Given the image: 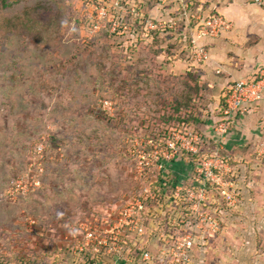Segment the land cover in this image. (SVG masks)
I'll return each instance as SVG.
<instances>
[{
    "label": "rangeland",
    "instance_id": "obj_1",
    "mask_svg": "<svg viewBox=\"0 0 264 264\" xmlns=\"http://www.w3.org/2000/svg\"><path fill=\"white\" fill-rule=\"evenodd\" d=\"M106 1L117 29L91 35L85 0H0V264L125 263L80 251L76 230L95 216L110 222L139 192L134 163L150 144L198 149L182 151L163 174L169 189L199 177L193 162L225 159L233 171L238 202L229 207L223 190L210 188L203 211L221 230L194 233L206 243L193 264H264V100L220 138L226 91L209 87L201 65L184 64L210 1ZM41 144L40 185L13 196ZM157 252L141 264H160Z\"/></svg>",
    "mask_w": 264,
    "mask_h": 264
},
{
    "label": "built area",
    "instance_id": "obj_2",
    "mask_svg": "<svg viewBox=\"0 0 264 264\" xmlns=\"http://www.w3.org/2000/svg\"><path fill=\"white\" fill-rule=\"evenodd\" d=\"M255 3L264 7V0H255ZM85 4L83 21L91 35L116 31L117 24L110 19L111 6L106 0H85ZM113 4L120 7L121 0H116ZM159 25L162 27V24ZM229 26L228 21L222 16L209 18L198 24L195 36L191 40L193 61L196 65H203L211 60L202 42L218 37ZM148 27L157 29L158 26L149 23ZM263 95L264 68L255 80H241L234 84L225 100L223 121L216 129L219 137H227L235 117L240 113L248 112L253 105L263 99ZM184 150L198 153V149L191 144L183 145L182 148L176 144H169L166 149L150 144L146 148L137 150L139 160L134 163L133 175L135 181L141 183L139 192L126 200L121 210L111 217L110 222L100 216L81 222L76 231L77 233L82 231L83 241L79 242L77 248L83 252L91 246L98 257L117 256L120 260H125L127 264H136L130 257L131 248L142 251L145 245H149L159 249L157 259L160 264H193L197 243L199 244L201 239L205 238L202 237L199 241L194 233H201L206 229L209 234H215L221 230L220 221L203 211V207H207V202L209 203L210 188L216 187L223 190L229 207L236 205L239 199L237 197L240 196L239 192L235 191L232 180L227 177L233 171L225 159L212 158L196 164L199 166L197 179L191 178L190 182L182 181L180 184L173 185V189L171 188L174 202L179 207L181 204L178 202H182L183 206L181 205L179 212L174 213L175 217L173 216L171 220L172 234L168 238L162 237L161 232L166 229L164 216H167V212L163 211L164 204L161 202V197L162 195L168 197L169 192L165 194L164 191L171 189L166 186V182L161 184L160 189L155 190L153 186L160 182L161 174L167 172L166 175H170V168L174 167V159ZM46 151L47 147L44 144L36 146L35 163L31 165L33 168L29 170L26 177L16 181L12 190L13 196H27L29 189L40 185L38 175L45 172L42 167L46 159ZM154 175L155 178H152ZM187 206H189L188 209ZM152 207H154L153 211ZM183 227L187 233L176 237L174 230H181ZM205 243L204 239L201 245ZM153 259L154 255L150 250L144 251L142 262L151 263Z\"/></svg>",
    "mask_w": 264,
    "mask_h": 264
},
{
    "label": "crops",
    "instance_id": "obj_3",
    "mask_svg": "<svg viewBox=\"0 0 264 264\" xmlns=\"http://www.w3.org/2000/svg\"><path fill=\"white\" fill-rule=\"evenodd\" d=\"M209 1L205 15L222 16L230 26L218 37L202 42L211 57L208 63L197 68L190 56V61L184 64L188 71L197 68L202 78L208 79L209 87L221 86L226 95L237 82L255 80L264 68V7L258 6L255 0ZM195 33L196 29L192 38ZM263 100L264 95L257 104Z\"/></svg>",
    "mask_w": 264,
    "mask_h": 264
},
{
    "label": "trees",
    "instance_id": "obj_4",
    "mask_svg": "<svg viewBox=\"0 0 264 264\" xmlns=\"http://www.w3.org/2000/svg\"><path fill=\"white\" fill-rule=\"evenodd\" d=\"M86 7V4H84V8ZM202 9H200V13L202 14ZM214 17H216L215 15H210L208 18H206L205 20H207V19H209V18H214ZM84 22V21H83ZM85 24V23H84ZM195 69V68H194ZM196 70V69H195ZM200 73V72H199ZM229 93H230V91H227V94L225 95V98H224V101L226 100V97L229 95ZM224 108H225V105H224ZM224 111V110H223ZM46 156H48V148H47V151H46ZM227 161H229V160H227ZM192 163V162H191ZM193 164V166H195L196 165V162H193L192 163ZM175 165V164H174ZM176 165H178V169L177 170H179V171H181L182 172V174L180 173V177H185V170H184V163H177ZM185 167H187L188 168V166L186 165ZM171 169H174V167H172V168H170V171H171ZM47 171H48V167H47ZM47 171H46V173H47ZM166 177V175H163V174H161L160 175V177H159V183L158 184H156V185H154L153 187H154V189L156 190L157 188L158 189H160V187H161V182H162V180L164 179ZM179 177V178H180ZM167 180H168V178H167ZM179 183H172V188H174V186L175 185H177V184H180L181 183V179H176ZM168 182H169V180H168ZM15 185V184H14ZM14 185H13V187H14ZM174 185V186H173ZM168 186V188L170 187L169 185H167ZM175 200L173 199V194H172V190H170V192H169V195H168V197H166V196H163L162 195V197H161V202L164 204V209L167 211V216L165 217V226H166V229H164L163 230V232H161V235H162V237H164V238H168L169 237V235H171L172 234V232H173V229H172V227H171V218L173 217V215H174V213L175 212H179L178 211V209L179 208H181V203L182 202H178V204H181L180 205V207H179V205H177L175 202H174ZM226 201V200H225ZM170 203H172V204H175V205H172V209H173V211L172 212H170L171 211V209H169V207H170ZM226 204H227V201H226ZM183 206V205H182ZM207 208V207H206ZM151 210L153 211L154 210V207H152L151 208ZM204 211H205V208H204ZM206 213H207V211H206ZM151 217L152 218H155L153 215H151ZM150 224H151V222H150ZM151 226V225H150ZM168 227V228H167ZM174 231H176L175 233V235H176V237H180V236H182L183 235V233L184 234H186L187 232H185V227H183V229L181 228V230H174ZM178 231H181V232H178ZM177 239V238H176ZM152 249L154 250V248H153V246H149V245H145L144 246V249L142 250V251H139L138 249H136V248H134V247H132L131 248V253H130V257H132L133 259H134V261H135V263L136 264H141L142 263V257H143V253H144V251H151L152 252ZM98 256H96V258H97ZM120 264H127L126 262L125 263H120Z\"/></svg>",
    "mask_w": 264,
    "mask_h": 264
}]
</instances>
